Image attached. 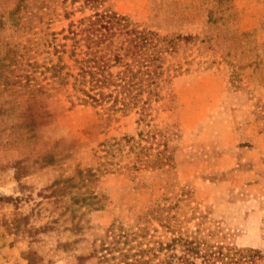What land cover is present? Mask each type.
Listing matches in <instances>:
<instances>
[{
    "label": "rangeland",
    "instance_id": "rangeland-1",
    "mask_svg": "<svg viewBox=\"0 0 264 264\" xmlns=\"http://www.w3.org/2000/svg\"><path fill=\"white\" fill-rule=\"evenodd\" d=\"M81 5L0 0V264H106L95 253L107 230L135 231L156 205L168 214L145 224L147 240L198 232L254 249L264 264V20L241 30L255 21L241 20L233 0H104L98 10L141 29L191 38L168 57L181 67L165 74L147 116L167 133L173 163L128 171L132 158L116 156L106 173L99 144L143 127L134 110L82 104L52 78L63 64L77 73L65 36L94 13ZM166 217L176 235L159 224Z\"/></svg>",
    "mask_w": 264,
    "mask_h": 264
},
{
    "label": "trees",
    "instance_id": "trees-1",
    "mask_svg": "<svg viewBox=\"0 0 264 264\" xmlns=\"http://www.w3.org/2000/svg\"><path fill=\"white\" fill-rule=\"evenodd\" d=\"M66 1V0H63ZM82 2L81 8L88 7L94 13L75 25L71 23L65 39L72 42L70 57L74 58L77 73H62L66 64L52 67L53 79L58 85H70L76 98L82 104L102 107L106 112L139 115L137 124L141 128L137 138L123 137L99 144L104 148L102 164L104 172H116L114 159L132 158L125 168L128 171L158 169L173 163L168 146L167 133L162 132L152 120V104L161 98L163 86L167 84L165 74L178 71L180 65L168 61L173 58L179 43H187L190 37H165L157 32L141 29L139 25L116 12L105 8L98 10L104 0H71ZM61 59V58H60ZM113 70H116L115 72ZM72 79V82H69ZM145 128V130H144ZM262 129L264 130V124ZM127 148V151H124ZM120 170V169H118ZM169 210V209H167ZM166 212L160 205L149 209L138 218L135 231L111 226L102 241L99 251L101 262L106 264H256L259 252L254 249H237L223 244L212 245L209 240L174 232L170 219L160 222L172 236L168 242L147 240L150 218ZM168 214V212H166ZM157 232V230H154ZM176 235V234H175ZM190 237V238H189ZM147 240V241H146ZM146 241V242H145ZM179 252V254H178ZM96 256V255H95Z\"/></svg>",
    "mask_w": 264,
    "mask_h": 264
},
{
    "label": "crops",
    "instance_id": "crops-1",
    "mask_svg": "<svg viewBox=\"0 0 264 264\" xmlns=\"http://www.w3.org/2000/svg\"><path fill=\"white\" fill-rule=\"evenodd\" d=\"M234 4L238 5L239 9V18L244 21H255V23H250L249 25L243 27L241 30H250L252 28L258 27L259 26V21L264 20V13H254L252 16V13L250 10H248L244 3H253V4H262L264 5V0H233ZM250 12V15L248 14Z\"/></svg>",
    "mask_w": 264,
    "mask_h": 264
}]
</instances>
